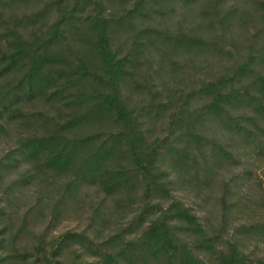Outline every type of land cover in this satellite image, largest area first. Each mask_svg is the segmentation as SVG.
<instances>
[{"label":"rangeland","instance_id":"rangeland-1","mask_svg":"<svg viewBox=\"0 0 264 264\" xmlns=\"http://www.w3.org/2000/svg\"><path fill=\"white\" fill-rule=\"evenodd\" d=\"M98 13L110 21L111 51L127 59L120 91L137 137L115 115L86 118L94 95L108 91L92 76L99 62L89 17ZM17 42L30 51L12 68L1 57ZM39 56L50 83L29 96L20 81ZM79 64L87 80L70 75ZM260 77L264 0H0L2 264L92 263L119 252L127 264H169L141 243L175 203L196 217L215 254L171 219L180 248L218 264L234 244L246 264H264ZM207 86L233 95L219 113L208 109ZM41 141L47 147L29 156L26 146ZM59 141L87 144L63 171L47 161ZM103 146L107 159L87 169ZM66 233L81 239L64 242Z\"/></svg>","mask_w":264,"mask_h":264},{"label":"trees","instance_id":"trees-1","mask_svg":"<svg viewBox=\"0 0 264 264\" xmlns=\"http://www.w3.org/2000/svg\"><path fill=\"white\" fill-rule=\"evenodd\" d=\"M89 22L91 30L95 34L93 51L99 62L95 70L96 72L92 74V76L100 81L103 86L108 88V91L94 95L93 104L91 105L89 112L86 114V118L101 115H115L116 120L123 123L128 129H131L130 132L134 137H137L138 134L135 133L134 128L132 129L131 115L123 102L120 91V83L125 74L127 59L117 58L116 54L110 49V21L108 19L103 18L101 14L98 13L96 16L89 17ZM185 41L189 46L197 44V40L192 37H187ZM28 51H30V48L27 45L17 42L13 51L10 54L2 55L1 58L2 61L6 63L5 65L17 68L20 67L23 61L27 58ZM52 57L55 58L56 61L61 59L60 55H53ZM44 62L45 56H39L32 59L30 67L26 70L20 81V86L23 87L22 91L24 94L33 96L35 92L41 93L49 85V75L43 74L42 72ZM85 67L84 64H79L70 75L78 77L80 81L87 80L86 77L89 75V71H87ZM100 71L102 72V75L100 74ZM258 86L259 92L262 98H264V77L259 78ZM205 92L207 95L211 96L208 109L213 113H219L222 110V105L227 104L229 99L233 96L223 95L212 86H207ZM256 107L258 110L263 109L264 112V104L262 101L257 100ZM77 142L79 143H74L71 145V149H69V143L59 141V148H56L47 160L49 164L58 167L59 171L66 170L72 165L74 153L87 147V144H83L81 141ZM47 145L48 142L41 141L32 147L26 146V150H28L29 156H36L42 149L46 148ZM110 150L111 146L101 147L97 153L88 158L87 169H93L96 171L101 162L107 159V154ZM151 167V161L148 160L144 169L145 171H149ZM102 176L104 189L111 192L115 187V182H113L112 176L109 175V172L103 173ZM171 219H176L186 224L189 230L200 238V240H198L199 245L205 247V249L211 254H215L213 243L205 238V232L200 224L197 223L196 217L190 214L181 203H175L169 211L157 219L142 236L141 245L144 247L148 257L154 260L164 259V261L169 264H204L190 249L179 247L173 230L170 224H168V221ZM4 231L5 230L0 231V252L2 253L5 250ZM78 238L81 239L80 236L71 233H66L62 236L64 242L70 240L75 241ZM62 243L63 242H59V256L62 252ZM100 259L101 262L92 263L78 259L72 264H127L125 261H128L126 256L120 252L117 254L105 253ZM4 260L5 258L0 256V264H2ZM56 264L63 263L56 261ZM218 264H246V260L240 255L234 244H230L227 253L221 255Z\"/></svg>","mask_w":264,"mask_h":264}]
</instances>
